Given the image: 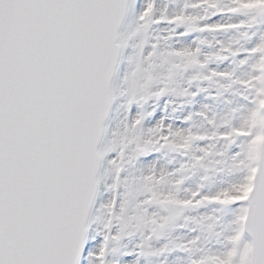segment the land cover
Returning <instances> with one entry per match:
<instances>
[{
	"label": "snow or ice",
	"instance_id": "1",
	"mask_svg": "<svg viewBox=\"0 0 264 264\" xmlns=\"http://www.w3.org/2000/svg\"><path fill=\"white\" fill-rule=\"evenodd\" d=\"M0 264H264V0H0Z\"/></svg>",
	"mask_w": 264,
	"mask_h": 264
}]
</instances>
